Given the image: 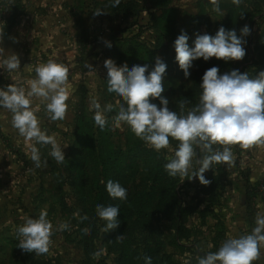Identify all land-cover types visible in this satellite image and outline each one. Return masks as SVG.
Returning <instances> with one entry per match:
<instances>
[{
  "label": "rangeland",
  "instance_id": "374dc122",
  "mask_svg": "<svg viewBox=\"0 0 264 264\" xmlns=\"http://www.w3.org/2000/svg\"><path fill=\"white\" fill-rule=\"evenodd\" d=\"M116 4H122L116 15L102 20L112 31L108 41L115 48L107 52L120 73L87 93L89 185L102 175V159L113 163L111 155L119 162L123 187L138 191L152 184L149 171L156 170L155 160L164 161L169 166L166 185L181 186L182 201L193 209L178 224L176 211L149 213V232L157 233L160 245L151 240L157 255L143 257L146 227L140 226L136 264H264V221L259 220L264 209L256 205L245 211L235 205L256 148L249 141L261 136L246 130L264 117L251 99L250 83L261 73L252 62L259 60L264 43V0ZM227 24V44L218 49ZM134 48L150 64L147 72L148 64L134 60L138 73L144 72L137 76L139 84L132 82L127 64ZM203 54L215 59L216 68L206 90L195 97L191 92ZM135 114L146 128L131 124ZM75 134L73 127L40 128L32 139L40 144L41 160H27L26 148L18 149L14 137L0 134L12 153L0 177V264H118L119 253L109 249L107 211L88 217L82 182L70 167L77 157L71 152ZM106 184L109 191L120 186L112 180Z\"/></svg>",
  "mask_w": 264,
  "mask_h": 264
},
{
  "label": "crops",
  "instance_id": "0c3cea01",
  "mask_svg": "<svg viewBox=\"0 0 264 264\" xmlns=\"http://www.w3.org/2000/svg\"><path fill=\"white\" fill-rule=\"evenodd\" d=\"M117 1L21 0L25 13L0 40V80L7 83L8 92L0 103V134L14 137L18 149L26 148L27 160L43 158L38 155L40 144L32 139L40 128L76 129L77 110L87 111V93L95 92L101 81L106 84L112 31L102 19L116 15ZM258 75L251 86L258 95L256 105L264 111V73ZM247 128L249 134L259 131L261 136L248 140L256 148L251 149L242 195L235 205L245 211L256 205L263 210L264 117ZM11 156L0 139V177Z\"/></svg>",
  "mask_w": 264,
  "mask_h": 264
},
{
  "label": "trees",
  "instance_id": "16d2710c",
  "mask_svg": "<svg viewBox=\"0 0 264 264\" xmlns=\"http://www.w3.org/2000/svg\"><path fill=\"white\" fill-rule=\"evenodd\" d=\"M1 3L8 6V15L2 25V37L6 38L18 23L20 17L25 13V7L21 3V0H3ZM121 5L122 4L117 5L116 9L121 8ZM228 32L230 34L231 29L229 30L227 24V27L219 34L218 49L226 46ZM110 48L113 49L115 46L111 45ZM259 53V60H254L252 63L264 73V43L261 47V52L259 51ZM128 55L130 56V59L127 64L129 67H132L134 73L131 76V80L133 83L139 84L141 83V79L137 76H139V73L143 75L144 72L141 71L138 73L140 70L139 63L134 60L140 59L145 65H147L148 58L141 50L138 51V48L132 49ZM109 56L107 52L106 60L110 63L107 79H111L120 73V70L113 69V58H110ZM149 67L150 64H148L147 72L149 71ZM215 68V59L210 58L207 54L201 55L200 72L196 77L191 95H196L195 97H198L200 94H203L207 87L206 81L208 80V82H210L212 80V73ZM135 73L137 74L136 76ZM257 77L258 76L255 75L250 83H253ZM242 79L250 81V77H243ZM231 95L236 97L234 91L231 92ZM253 96L254 97H251V99L256 102V97L258 95L254 94ZM192 122L191 119H188L187 125H191ZM131 124L136 128H146L138 114L134 115ZM75 133V136L77 135V140L74 142L71 152L73 154V150H75V154H77V157L73 159L76 165L71 163L70 167L73 176L77 177V179L82 182L80 188L83 192L84 200L87 201L88 217L92 216L97 210L107 211L108 223L111 227L109 249L119 253L118 264H136L135 260L138 257L136 234L140 226L146 227V237L142 242L144 246L143 257H152L156 251L150 247V243L153 242L160 245V239L157 233L151 234L149 232L153 227V221L149 220L151 217L149 213L156 211L157 214L162 213L164 216L176 211V220L178 224L184 221L185 215L190 208L193 209L191 205L182 201L181 186L173 188L171 183L166 185V183L170 181V178L166 174V172L169 171L168 164L164 161L157 163V160H155L156 170L149 171V180L152 184L149 187L138 191L132 190V188L127 185L126 187H123L122 171L118 167L119 162L114 158V155H111V157L109 156V159H114L113 163L109 164L102 159V175L95 178L92 184L89 185L87 161L92 156V150L90 149V141L87 139V111L84 109H78L76 112ZM109 170H115V173L118 176L115 177V175H112ZM110 180L120 183L119 189L113 188L112 191L107 190L106 183ZM198 186L199 185H197L196 188L201 193ZM156 255L157 254H155V256Z\"/></svg>",
  "mask_w": 264,
  "mask_h": 264
},
{
  "label": "built area",
  "instance_id": "2783aa9c",
  "mask_svg": "<svg viewBox=\"0 0 264 264\" xmlns=\"http://www.w3.org/2000/svg\"><path fill=\"white\" fill-rule=\"evenodd\" d=\"M8 6L0 3V40L3 39L2 25L8 15ZM8 98L7 83L0 80V103L4 102Z\"/></svg>",
  "mask_w": 264,
  "mask_h": 264
}]
</instances>
